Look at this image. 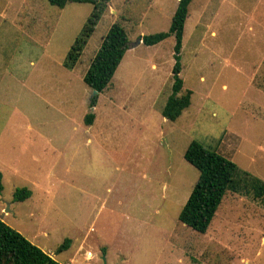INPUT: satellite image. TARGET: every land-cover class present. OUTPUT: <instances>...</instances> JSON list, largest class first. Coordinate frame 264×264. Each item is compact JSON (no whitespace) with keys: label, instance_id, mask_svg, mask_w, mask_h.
Segmentation results:
<instances>
[{"label":"rangeland","instance_id":"obj_1","mask_svg":"<svg viewBox=\"0 0 264 264\" xmlns=\"http://www.w3.org/2000/svg\"><path fill=\"white\" fill-rule=\"evenodd\" d=\"M177 1L110 0L68 69L92 4L0 0V218L57 264H264L261 199L226 192L204 233L178 219L198 177L191 140L264 182V0H191L190 104L168 120L174 38H138L167 30ZM114 21L128 48L93 95L83 75ZM20 187L30 196L13 200Z\"/></svg>","mask_w":264,"mask_h":264},{"label":"trees","instance_id":"obj_2","mask_svg":"<svg viewBox=\"0 0 264 264\" xmlns=\"http://www.w3.org/2000/svg\"><path fill=\"white\" fill-rule=\"evenodd\" d=\"M110 0H47L51 5L62 8L68 2H89L92 10L83 23L78 35L70 45L63 66L72 69L76 64L83 47L94 30L95 25L107 8ZM191 0H178L172 14L170 24L165 31L144 34L140 37L145 45H153L169 35L174 38L172 65V85L170 92L161 107V115L168 119H176L189 106L191 90L181 92L182 79L179 76L180 49L182 44L183 26L188 16ZM128 48L126 31L119 21L110 24L100 45L84 72L83 81L98 93L110 82L112 75L123 54ZM95 96L90 98L89 105L94 104ZM94 114L88 112L83 121L90 125ZM184 159L198 171V177L184 204L178 213V219L191 229L204 233L226 192L252 195L264 202V182L248 172L240 169L230 159L217 151L204 147L201 143L191 140L183 152ZM2 190L0 173V192ZM31 191L26 187L13 191V200H23L30 196ZM70 239L65 238L58 250L69 245ZM0 264H57L47 252L30 242L20 232L10 227L0 218Z\"/></svg>","mask_w":264,"mask_h":264},{"label":"water","instance_id":"obj_3","mask_svg":"<svg viewBox=\"0 0 264 264\" xmlns=\"http://www.w3.org/2000/svg\"><path fill=\"white\" fill-rule=\"evenodd\" d=\"M139 41H141L140 38H138V42H139ZM96 93H97V91H96L95 89H93V90H92V94L94 95V94H96ZM103 264H105V262H104Z\"/></svg>","mask_w":264,"mask_h":264}]
</instances>
